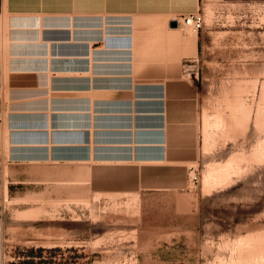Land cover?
<instances>
[{"label": "crops", "instance_id": "crops-1", "mask_svg": "<svg viewBox=\"0 0 264 264\" xmlns=\"http://www.w3.org/2000/svg\"><path fill=\"white\" fill-rule=\"evenodd\" d=\"M200 6L0 0V186L25 221L86 194L187 188L201 158L200 79L181 64L201 40L170 22Z\"/></svg>", "mask_w": 264, "mask_h": 264}, {"label": "rangeland", "instance_id": "rangeland-1", "mask_svg": "<svg viewBox=\"0 0 264 264\" xmlns=\"http://www.w3.org/2000/svg\"><path fill=\"white\" fill-rule=\"evenodd\" d=\"M200 12L198 32L181 24L201 40L181 64L199 69V181L86 194L36 221L0 186V264H264V1L201 0Z\"/></svg>", "mask_w": 264, "mask_h": 264}, {"label": "built area", "instance_id": "built-area-1", "mask_svg": "<svg viewBox=\"0 0 264 264\" xmlns=\"http://www.w3.org/2000/svg\"><path fill=\"white\" fill-rule=\"evenodd\" d=\"M175 19L180 23L181 21L190 26L194 31L198 32L204 24V17L200 11H196L189 14H183L179 17H175ZM195 64H185V75L187 78L191 80H198L199 77V69L198 67L194 68ZM2 70H3V63L0 58V125L4 121V108H3V99L1 95L2 89ZM200 179V172L198 167L192 165L189 167V178H188V186L190 187L192 184H196Z\"/></svg>", "mask_w": 264, "mask_h": 264}, {"label": "water", "instance_id": "water-1", "mask_svg": "<svg viewBox=\"0 0 264 264\" xmlns=\"http://www.w3.org/2000/svg\"><path fill=\"white\" fill-rule=\"evenodd\" d=\"M170 25H171L172 27L177 26V25H178L177 20H172V21L170 22Z\"/></svg>", "mask_w": 264, "mask_h": 264}, {"label": "bare ground", "instance_id": "bare-ground-1", "mask_svg": "<svg viewBox=\"0 0 264 264\" xmlns=\"http://www.w3.org/2000/svg\"><path fill=\"white\" fill-rule=\"evenodd\" d=\"M176 20V19H175ZM178 22V21H177ZM182 22V21H181ZM7 23V22H6ZM178 24H179V22H178ZM1 58V57H0ZM210 181V180H209Z\"/></svg>", "mask_w": 264, "mask_h": 264}]
</instances>
